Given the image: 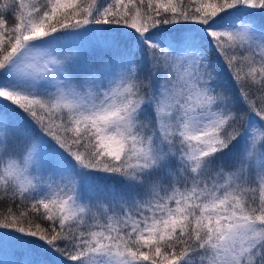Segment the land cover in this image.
I'll return each instance as SVG.
<instances>
[{
    "label": "snow or ice",
    "instance_id": "6c2138e0",
    "mask_svg": "<svg viewBox=\"0 0 264 264\" xmlns=\"http://www.w3.org/2000/svg\"><path fill=\"white\" fill-rule=\"evenodd\" d=\"M0 102V264H264V0H0Z\"/></svg>",
    "mask_w": 264,
    "mask_h": 264
},
{
    "label": "rangeland",
    "instance_id": "374dc122",
    "mask_svg": "<svg viewBox=\"0 0 264 264\" xmlns=\"http://www.w3.org/2000/svg\"><path fill=\"white\" fill-rule=\"evenodd\" d=\"M195 2V0H193ZM28 2V0H26V3ZM0 104H2V102H0ZM11 257L8 256L6 257L2 252H0V259H10Z\"/></svg>",
    "mask_w": 264,
    "mask_h": 264
},
{
    "label": "trees",
    "instance_id": "16d2710c",
    "mask_svg": "<svg viewBox=\"0 0 264 264\" xmlns=\"http://www.w3.org/2000/svg\"><path fill=\"white\" fill-rule=\"evenodd\" d=\"M186 2H188V0H186ZM191 2H193L194 3V1L193 0H191ZM10 23H11V21H10ZM0 207H3V205H0ZM37 223H44L43 221H37Z\"/></svg>",
    "mask_w": 264,
    "mask_h": 264
}]
</instances>
